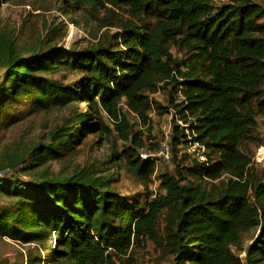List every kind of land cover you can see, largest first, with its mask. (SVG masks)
I'll list each match as a JSON object with an SVG mask.
<instances>
[{"label":"trees","instance_id":"obj_1","mask_svg":"<svg viewBox=\"0 0 264 264\" xmlns=\"http://www.w3.org/2000/svg\"><path fill=\"white\" fill-rule=\"evenodd\" d=\"M0 133L25 116L68 109L50 141L22 155L0 150V170L16 169L33 157V171L48 161L79 154L85 140L103 143L118 135L130 144L113 149L108 163L70 175L33 171L0 178V238L36 243L27 264H133V253L152 242L168 264H259L264 262V180L257 176L248 144L257 141L264 118V5L259 0H65L74 11L85 5L128 8V21L101 44L85 49L18 45L1 27ZM142 17L153 19L147 25ZM54 40V39H53ZM176 46L185 50L179 58ZM67 74H77L67 82ZM168 91L170 105L153 99ZM183 92L184 101L175 98ZM125 108H127L128 113ZM173 111L209 150V163L180 153L185 129L173 120L176 173L160 175L164 194L150 185L158 150L150 133L151 113ZM133 115V119L131 115ZM147 130V131H146ZM264 142L259 143L263 146ZM125 169L148 191L132 199L118 191ZM150 190V191H149ZM256 236L244 258L234 250L244 235ZM54 242L56 243L54 245Z\"/></svg>","mask_w":264,"mask_h":264},{"label":"rangeland","instance_id":"obj_2","mask_svg":"<svg viewBox=\"0 0 264 264\" xmlns=\"http://www.w3.org/2000/svg\"><path fill=\"white\" fill-rule=\"evenodd\" d=\"M264 5V0H259ZM1 27L15 35L18 45L27 48H39L41 51L50 46L63 47L65 49H85L101 44L108 40L113 34L119 31L120 25L128 21H138L133 13L125 7L116 8L113 6L85 5L82 9L73 10L65 0H10L3 4ZM147 25L155 23L153 19L142 17ZM264 22V21H263ZM142 24L141 21H138ZM54 39V40H53ZM172 52L179 58L185 57V50L176 46L172 47ZM3 70H0V76ZM67 82L75 81L79 78L77 74H67ZM163 107L170 105V94L168 91L161 90L154 97ZM126 112L127 108H125ZM69 114L68 109L50 110L25 116L21 121L12 126L4 128L0 133V150L7 147L10 154L22 155L28 150L39 144H46L50 141L51 131L60 126L63 118ZM131 118L133 119V115ZM150 133L156 139L162 135L163 125L172 126L173 119L166 110L154 109L151 113ZM261 128L258 131V140L252 141L249 146L250 155L253 159V167L257 176L264 180V118L260 119ZM147 131V130H146ZM130 148V144L119 139L115 133L110 141L103 143L98 136H89L80 152L75 157L64 159L63 161H48L45 165L33 171L40 172L48 169L50 173L56 175L64 173L70 175L76 170L86 166L94 169L101 167L102 163H108L109 157L116 149L123 154ZM27 162L20 164L13 170L12 174L29 180L32 179L33 171L23 172L22 169L30 164L33 157L29 156ZM110 173L118 174L119 182L116 184L118 191L132 199L147 198V190L140 182L132 177L125 169L118 170L116 165L107 164ZM176 164H162L157 169L153 183L150 185L154 194H164L165 190L161 186L160 175L163 173H176ZM150 191V190H149ZM5 198H0V205L5 204ZM256 236L255 231L244 235L242 243L236 252L241 258L245 257L243 248L251 244ZM56 243L54 242V245ZM41 248L33 244H22L14 242L8 238H0V264H27V257L30 253L38 257ZM163 254L152 242H147L143 248L136 249L133 253V264H168L163 258ZM50 259L49 253L42 254L44 264ZM246 264V263H244ZM264 264V262L259 263Z\"/></svg>","mask_w":264,"mask_h":264},{"label":"built area","instance_id":"obj_3","mask_svg":"<svg viewBox=\"0 0 264 264\" xmlns=\"http://www.w3.org/2000/svg\"><path fill=\"white\" fill-rule=\"evenodd\" d=\"M175 98L178 102L184 101V95L181 90H177L175 93ZM171 118L176 120L180 128L185 129L184 142L177 146L180 153L190 155L193 159L201 163H209V150L207 146L198 138L197 134L190 129V127L184 124V121L175 115L172 109L170 113ZM173 124V123H172ZM163 135L157 140L158 150L155 153H149L143 151L141 157L144 159H155L156 168L162 164L173 163V138H174V127L163 125L162 128ZM13 173L12 169L0 170V178L6 177ZM158 194V193H156Z\"/></svg>","mask_w":264,"mask_h":264}]
</instances>
